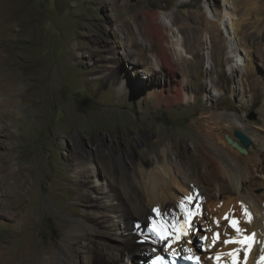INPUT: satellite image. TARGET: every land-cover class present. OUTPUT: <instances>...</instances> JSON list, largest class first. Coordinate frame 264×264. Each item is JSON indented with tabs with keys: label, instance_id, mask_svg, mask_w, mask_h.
<instances>
[{
	"label": "rangeland",
	"instance_id": "374dc122",
	"mask_svg": "<svg viewBox=\"0 0 264 264\" xmlns=\"http://www.w3.org/2000/svg\"><path fill=\"white\" fill-rule=\"evenodd\" d=\"M248 2L238 0L234 10L229 0H0V79L5 83L2 89H9L12 95L3 94V101L10 98L12 102L0 108V191L7 190L0 202L15 216L10 221L0 216V245L12 240V257L18 247L28 244L36 256L52 251L53 264L66 248L73 253L71 264L79 259L87 261L83 241L65 240L73 222L87 209L83 198L86 188L97 185L93 177L86 181L75 175L80 156L94 161L98 176L120 183L138 175L144 164L154 163L168 147L170 158L175 160L172 150L179 148V159L189 160L206 180L209 204L216 205L231 196L226 192L219 197L214 183L219 175L196 141L199 148L194 154L192 133L197 119L211 107L228 116L225 126L231 121L255 128L263 124L264 47H253L252 57L261 71L249 75L245 55L239 54L235 27L229 24L239 22L244 31L253 32V26L264 18L259 12L264 9V0H251V5ZM146 13L157 14L165 40L175 28L180 31L191 54L181 68L187 67L190 89L195 94L192 102L166 107L157 98L138 101V94H144L152 80H160L158 86L167 88L170 79L159 74L146 79L143 73L150 66L149 58L161 52L146 34L150 21ZM213 14L224 16L220 43L212 46L203 32L198 46L187 24L195 25L198 17L214 21ZM131 31L139 50L145 49L148 61L144 59L145 64L137 65L134 72L124 62L121 68L128 72V78L121 92L105 80L110 72L103 66L116 68L117 61L103 41L125 40ZM181 79L178 73L176 80ZM176 84L174 80L171 85ZM226 135L220 132L219 147L229 155L225 166L230 177L240 181L236 165L239 158L247 156L230 147ZM198 155L207 160L208 166L211 164L210 178L200 171L203 162ZM255 175L253 182L263 178ZM259 187L255 186L253 194L261 192ZM172 190L171 201L176 206L180 198L189 202L187 190L179 189L182 194ZM204 205L201 213L188 210L192 221L182 227L189 235L179 242L186 250L196 247L202 257L210 254L206 239L214 242V237L222 235L228 240L233 233L229 228L216 231L233 220L228 216L222 227L217 226L216 216L208 213L207 203ZM236 206L241 207V202ZM181 220L186 222L185 217ZM237 233L242 232L239 229ZM231 242V246L237 244ZM171 245L166 241L160 252L168 253L166 247ZM234 254L232 261L240 258H233ZM124 263L129 264L127 259Z\"/></svg>",
	"mask_w": 264,
	"mask_h": 264
},
{
	"label": "bare ground",
	"instance_id": "6f19581e",
	"mask_svg": "<svg viewBox=\"0 0 264 264\" xmlns=\"http://www.w3.org/2000/svg\"><path fill=\"white\" fill-rule=\"evenodd\" d=\"M237 1L229 0V4H232L234 10H236ZM252 2L249 4L251 5ZM259 12L263 15L264 9H260ZM146 15L150 20L146 26V34L160 46L161 52H155L154 58L151 56L150 62H147L148 57L145 55V49L139 50V45L133 37V31L129 33L130 37L128 36L125 40L117 38L112 42L105 41L104 43L103 41V45L108 47L112 53V59L117 61L116 68L107 64L103 66L105 70L110 72L105 79L107 84L119 88L121 92L124 91L125 82L128 78V72L121 68L124 62L128 63L134 72L135 67L144 65V59H146V62L150 64L149 68L143 70L146 79L154 74H159L164 79L168 76L170 79L167 88L165 85L158 86L160 80H152L146 92L138 94L139 102L148 97L157 98L159 104L166 107H171L174 103L192 102L195 94L190 89L186 74L187 67L185 66V70L181 68L184 62H188L191 54L183 44L182 37L179 35L180 31L175 28V32L170 34L167 41L157 14L146 13ZM199 18L201 17H198L195 25L187 24L195 43L198 46L201 45L200 35L205 32L209 36L211 45H218L220 43V26L224 16L213 14L216 21L208 18L200 20ZM229 24L231 27H235V37L238 38L240 46L239 54L245 55L247 72L249 75L260 73L261 70L252 57V49L256 45L264 47V18L256 26H253V32L244 31L239 22L230 21ZM117 50H120V54ZM178 73L182 76L179 81L176 80ZM93 79L97 78L94 76ZM174 80L177 84L172 86ZM3 87H5L4 80L0 79V108L12 102L10 99L12 98L11 92L7 88L2 89ZM261 88L264 99V83L261 84ZM4 93L10 97L9 102L3 101ZM18 96L20 95L18 94ZM250 99L253 100L252 96ZM214 109L215 107L208 108L197 119L196 128L192 133L194 154L197 148L201 147L202 152L209 157V161L215 166L219 175L214 181L218 187L219 197L226 192L231 193V196L227 197L226 201H220L216 205L213 203L214 206L211 202L209 204L206 180L204 181L199 175V171L193 167L189 160L182 161L179 159L181 157L179 148L172 150L173 155L176 156L175 160L170 158L168 147L162 151L161 157H155L154 163L144 164L138 175L129 176L120 183L116 180L106 181L98 176L94 161L80 156L75 164V175L80 180L85 179L86 181L93 177L97 185L86 188L83 198L87 209L83 210L80 217L73 222V227L65 236V240L69 242L83 241V247L87 251L86 262L79 259L73 264H125V259L128 260L129 264H142L148 256L158 254L166 241L172 244L170 247H166L168 253H185L199 257L204 264H258V262L264 264V261L261 260L264 257V121L262 126L258 128L243 123L236 125L232 121L225 126L224 122L228 116L225 113H218L217 109L216 111ZM261 114L264 120V102L261 107ZM235 130L244 131L250 140L255 142L251 145L247 158H239L236 165L240 174V181L230 177L225 166L229 162V155L221 151L219 147L220 132L227 133L229 137L235 140ZM195 141L199 147L195 145ZM251 154L252 156H250ZM198 156L203 162L200 171L207 178H210L209 166L211 164L208 166L207 160L202 155ZM240 159L244 162H240ZM256 173L263 175V178L253 182L256 180ZM3 179L6 178H2L1 181ZM255 186H260V193L253 194ZM245 187H249L250 190H246ZM170 189L187 190L186 194L188 192L190 195L188 197L189 202L186 203L180 198L176 206L171 201ZM6 193L7 190L3 192L2 189L0 196L5 198ZM180 193L182 194L183 191ZM186 194L185 197L188 196ZM239 201L242 204L241 207L236 206ZM206 203L208 204V213L216 216L213 219L217 226L223 224L222 221L228 216L229 219L236 222L235 228L232 226V222H229L226 226H219L223 227L216 231L225 232L226 228L233 229L229 239L235 240L237 244L231 246L229 243H225L229 239H222V235L218 238L213 236L214 242H211L212 238L205 241V248L210 251V254L207 255L208 257H202L196 247L187 246L186 250L182 244H177L175 240L180 237L181 230L186 229L182 225L192 221L188 210L201 213ZM0 216L8 221L15 217L10 211L4 210L1 202ZM182 217L186 218V222H182ZM152 228H159L167 238L161 240L151 230ZM237 229H240L241 235L237 233ZM252 237L254 242L246 245L241 244L243 238ZM14 250L13 242L10 239L0 245V264H53L55 261L52 251L48 250L44 255L36 256L28 244L21 248L18 247L16 256L12 257ZM65 250L64 255L56 260V264H71L73 253L70 248ZM234 253H239L238 257L240 258L232 261L230 257ZM208 259H211V262Z\"/></svg>",
	"mask_w": 264,
	"mask_h": 264
},
{
	"label": "water",
	"instance_id": "95a60500",
	"mask_svg": "<svg viewBox=\"0 0 264 264\" xmlns=\"http://www.w3.org/2000/svg\"><path fill=\"white\" fill-rule=\"evenodd\" d=\"M235 140L229 137L228 135L225 136V140L236 151H238L241 155L247 156L248 149L252 145V141L250 138L240 130L234 131Z\"/></svg>",
	"mask_w": 264,
	"mask_h": 264
},
{
	"label": "snow or ice",
	"instance_id": "6c2138e0",
	"mask_svg": "<svg viewBox=\"0 0 264 264\" xmlns=\"http://www.w3.org/2000/svg\"><path fill=\"white\" fill-rule=\"evenodd\" d=\"M232 226L235 228L236 227V222H232ZM151 230L154 231L156 233V235L159 236V238L161 240H164V239L167 238L162 231H158L155 228H152ZM237 231H239V229H237ZM229 242H231V241H225V243H229ZM249 247H250V245H249ZM261 260L264 261V257H262ZM157 264H162V262H159V258H158ZM258 264H260V262H258Z\"/></svg>",
	"mask_w": 264,
	"mask_h": 264
},
{
	"label": "clouds",
	"instance_id": "9594fccd",
	"mask_svg": "<svg viewBox=\"0 0 264 264\" xmlns=\"http://www.w3.org/2000/svg\"><path fill=\"white\" fill-rule=\"evenodd\" d=\"M159 253H162V252H159ZM159 253H158V254H159Z\"/></svg>",
	"mask_w": 264,
	"mask_h": 264
}]
</instances>
